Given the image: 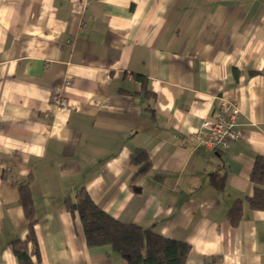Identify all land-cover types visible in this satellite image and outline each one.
I'll list each match as a JSON object with an SVG mask.
<instances>
[{"label": "crops", "instance_id": "1", "mask_svg": "<svg viewBox=\"0 0 264 264\" xmlns=\"http://www.w3.org/2000/svg\"><path fill=\"white\" fill-rule=\"evenodd\" d=\"M57 88L68 108L51 102ZM225 95L239 139L203 147L194 134ZM139 150L145 175L130 164ZM258 157L264 0H0V264H19L12 244L28 239V181L36 264H126L87 247L65 208L81 189L115 220L187 243L185 264H264V211L249 206Z\"/></svg>", "mask_w": 264, "mask_h": 264}, {"label": "trees", "instance_id": "2", "mask_svg": "<svg viewBox=\"0 0 264 264\" xmlns=\"http://www.w3.org/2000/svg\"><path fill=\"white\" fill-rule=\"evenodd\" d=\"M136 78L146 85L144 77ZM130 164L138 168L137 175H145L152 167L150 156L144 150L136 151ZM251 181L254 185V195L249 199V206L251 210L264 211V158H257ZM212 183L216 187L221 184L214 178ZM30 185L31 181H28L18 188L20 204L29 230L26 241L19 240L12 244L13 254L19 264H36L32 256L36 257L37 262L40 261L36 236L38 217ZM65 208L73 218L77 217L81 222L88 248H110L125 260L126 264H185L190 255L191 248L187 243L165 238L137 224H124L115 220L97 206L85 189L79 190L75 199H67ZM227 218L234 226L239 225L243 218L241 202L230 208Z\"/></svg>", "mask_w": 264, "mask_h": 264}, {"label": "built area", "instance_id": "3", "mask_svg": "<svg viewBox=\"0 0 264 264\" xmlns=\"http://www.w3.org/2000/svg\"><path fill=\"white\" fill-rule=\"evenodd\" d=\"M220 110L212 120H203L198 133L194 134L198 143L214 150L229 149L234 141L239 139L237 131V111L234 107L233 96H222L219 99ZM51 102L60 108H68V102L63 96V89L57 88L52 92Z\"/></svg>", "mask_w": 264, "mask_h": 264}]
</instances>
